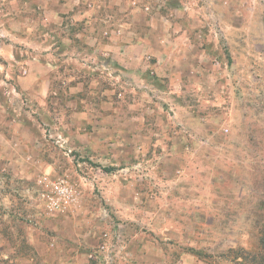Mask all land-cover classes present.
Wrapping results in <instances>:
<instances>
[{"label":"rangeland","instance_id":"rangeland-1","mask_svg":"<svg viewBox=\"0 0 264 264\" xmlns=\"http://www.w3.org/2000/svg\"><path fill=\"white\" fill-rule=\"evenodd\" d=\"M263 220L264 0H0V264H250Z\"/></svg>","mask_w":264,"mask_h":264},{"label":"crops","instance_id":"crops-1","mask_svg":"<svg viewBox=\"0 0 264 264\" xmlns=\"http://www.w3.org/2000/svg\"><path fill=\"white\" fill-rule=\"evenodd\" d=\"M140 39L133 43L124 45L126 47L125 49L127 50L124 56L115 55V64L123 69V73H127L128 76L136 75L140 77L146 73L145 71L148 66H156L158 70L160 61H162L165 68L172 72L174 69L172 59L174 57H178L177 52L179 53L181 50H183V48L179 46L176 48H171L167 45H162L160 48L159 45H157V42H152L145 38H142L141 40ZM108 46L114 48V45L112 44L111 46ZM149 54L155 56V61L146 62L145 57L147 56L148 58L150 56Z\"/></svg>","mask_w":264,"mask_h":264},{"label":"trees","instance_id":"trees-1","mask_svg":"<svg viewBox=\"0 0 264 264\" xmlns=\"http://www.w3.org/2000/svg\"><path fill=\"white\" fill-rule=\"evenodd\" d=\"M103 170L110 172L114 170V166H104ZM258 251L257 253H248L250 264H264V220L259 224L258 227Z\"/></svg>","mask_w":264,"mask_h":264}]
</instances>
